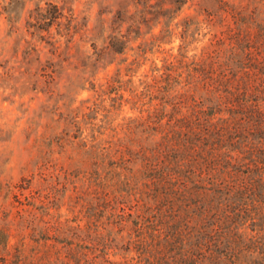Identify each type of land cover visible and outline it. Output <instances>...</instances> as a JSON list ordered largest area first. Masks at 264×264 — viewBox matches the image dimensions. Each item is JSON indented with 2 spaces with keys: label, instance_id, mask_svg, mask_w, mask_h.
<instances>
[{
  "label": "trees",
  "instance_id": "obj_1",
  "mask_svg": "<svg viewBox=\"0 0 264 264\" xmlns=\"http://www.w3.org/2000/svg\"><path fill=\"white\" fill-rule=\"evenodd\" d=\"M188 1H146L127 17L126 30L161 22L146 52L177 38L176 53L136 77L145 60L136 46L99 84L108 105L85 106L80 121L58 114L56 141L85 169L69 160L31 190L23 180L18 218L29 232L8 247L0 231V264H264V0H201L176 20ZM123 20L91 43L103 68L134 49ZM123 104L137 114L114 123ZM77 176L62 218V191Z\"/></svg>",
  "mask_w": 264,
  "mask_h": 264
},
{
  "label": "rangeland",
  "instance_id": "obj_2",
  "mask_svg": "<svg viewBox=\"0 0 264 264\" xmlns=\"http://www.w3.org/2000/svg\"><path fill=\"white\" fill-rule=\"evenodd\" d=\"M146 1L153 4L156 0H0V231L9 233L8 247L29 232L28 227L19 225L18 201L36 187L38 174L42 172L47 177L61 173L69 166V160L72 170L85 169L76 161L77 155L72 150H63L56 141L59 128H55L54 122L58 114L76 112L80 121L87 112L85 106L101 97L105 98L103 104L108 105L106 95L98 93L99 84L105 85L118 67L119 59L126 57L127 62L132 58L136 46L141 44L145 49V60L136 68V77L150 74L152 63L160 66L163 58L176 53L177 38L146 52V42L159 32L161 22L146 25L140 21L139 30H126L127 17L135 14L137 18L142 9L146 12ZM198 5L206 3L189 0L176 20L194 14ZM118 13L125 22L116 30L119 27L130 39L128 47L134 49L115 55L113 62L103 68V62L94 63L92 56L89 59L91 43L95 42L96 47L101 45L103 27L112 26ZM194 53L197 54V49L192 44L187 55ZM125 62L119 66L124 68ZM88 80L94 88L89 87ZM136 114L129 104L112 112L114 123ZM84 129L78 135H86V125ZM30 177V189H22L23 180ZM62 182L60 179L57 185L60 191ZM70 182L61 195L62 218L72 215L66 207L78 195L73 186L77 191L81 189V176L73 177Z\"/></svg>",
  "mask_w": 264,
  "mask_h": 264
}]
</instances>
